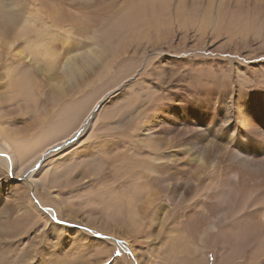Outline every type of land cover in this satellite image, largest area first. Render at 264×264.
I'll return each instance as SVG.
<instances>
[{"label":"rangeland","instance_id":"1","mask_svg":"<svg viewBox=\"0 0 264 264\" xmlns=\"http://www.w3.org/2000/svg\"><path fill=\"white\" fill-rule=\"evenodd\" d=\"M3 8L19 20L0 35V134L23 146L27 166L13 173L0 154V264H264V192L230 202L217 161L245 148L264 109V0H0V17ZM24 23L34 28L22 33ZM46 46L59 56L101 50L52 96L44 61L27 60ZM7 66L11 79L27 75L25 98L11 95ZM136 182L155 198L133 208L132 225ZM243 213L258 216L256 234L235 251L220 232L237 230Z\"/></svg>","mask_w":264,"mask_h":264},{"label":"bare ground","instance_id":"2","mask_svg":"<svg viewBox=\"0 0 264 264\" xmlns=\"http://www.w3.org/2000/svg\"><path fill=\"white\" fill-rule=\"evenodd\" d=\"M19 6H20L19 10H21L23 8V6L22 5H19ZM122 9H123V7L120 9V11ZM4 10H3V12L1 10L2 15L0 17V28H1L0 29V35L4 36L3 38L7 39L8 37L6 35H7L8 31H9V33L12 31L11 26H15L19 19L13 17L9 12H7L6 10L4 11ZM11 12H12V10H11ZM31 28H34L31 23H24L21 26V28H19V30L22 33H24V32H27L28 30H30ZM42 34L43 33L41 31V33L38 35L42 36ZM46 36H47V39H52L51 40L52 42L55 41L53 34L49 33V34H46ZM2 42H3L2 43L3 45H9V47H11L13 45L11 43V40L2 41ZM49 50L50 49H48V46L42 47V48L39 47L38 48V54H35L36 56L27 57V60L30 61V63H32L33 65L36 64L37 59H41L44 61V65L40 68L41 69L40 74L44 73L45 82L49 86L48 90L50 91V94L52 96H54L59 92L65 91V89L70 87L71 85H73V83H75L78 78H82L83 72L85 71V68L87 67V65H89L92 62V60H94V58L97 57L98 52L101 50V48L100 47L98 49L97 48H89V49L84 50L82 52H80L79 50L78 51L76 50L75 52H72V53L68 54L67 56L54 55ZM20 54H22V50H20L18 48L14 50L13 55L15 57H16V55H19L18 59H22V56ZM13 70H14L13 68H9L7 66L5 68V71L3 70L4 74H3L2 78L5 80V84L10 87V90H12L11 95L13 94L14 98H22V97L25 98L27 96L26 91H27V86H28L27 75L21 74L17 78H15L16 77L15 76L13 79H11L12 78L11 73L14 72ZM21 71L22 70L19 69L17 71V74L20 73ZM21 73H23V72H21ZM118 89H120V88H118ZM262 93L264 94V92H262ZM261 112L262 113H261L260 117H258V119L255 121L256 126L252 122L253 125L250 126V130L249 131L245 130L246 133L250 132V135L248 137H246V139L244 138L245 141H243V143L245 144V148L235 149L234 146L231 148L227 147L228 149H224V153L217 160L218 162L225 164V168H223L222 173L220 174L221 176L218 177V180H219L220 184L223 185V187H225L227 189V191L229 193L227 199L230 200V202H235L236 200L241 201L242 197L244 195L248 194V192H250L251 194H254L255 192H259V191L264 192V109ZM248 124L249 123L247 122L246 125H248ZM75 136H76V132L74 131L73 133L68 134L66 136L67 139H65V140L63 139L64 141H62V143L67 142L70 138L75 137ZM201 138H202V134H200L199 137H194V139H195L194 144L192 143V139H190L187 143L191 144V146L195 145ZM57 142L58 141H53L52 143H49V145L46 147L36 149V152H35L36 155L34 158L45 156L50 151L49 149L52 150L54 148V145H56ZM16 143H18V142L12 143V140L9 136H7L5 134H0V154L3 152H8L10 154V163H12V165H13V167H11L12 171L14 170L16 172H19L20 168L21 169L25 168L27 165H23V162H22V161H25L26 159L21 160V157H20V151L23 149V146L22 145L18 146V145H16ZM214 144H217V143L214 142ZM196 151H198V150H196ZM211 151L212 150H210V149L200 150L199 155H201L202 158H204V160H206V158L210 155ZM198 157L199 156H197V158ZM11 159H12V162H11ZM187 162H189V160ZM0 164H3V161L0 160ZM212 164H213V162L209 163V165L207 166L208 169L204 167L205 165H202V167H201V165L197 166V168L201 167L202 168L201 171H202V173H204L206 170L214 169ZM154 167H156V165ZM150 170L153 171L152 168ZM35 174L31 177L29 176V178L32 179L35 176ZM15 178H16V176H15ZM35 183L36 182H32L31 186H34ZM14 185H16V184H14ZM132 185H131V188L133 187L132 188V190H133V193H132L133 194V197H132L133 202L130 203L131 208L128 210V212L130 211L131 213L129 212L130 215L129 214L128 215L131 217V224L135 225L136 224L135 221L137 219L138 214H136V211L132 212L133 208H135V206H137V205H143L144 203H147L148 205L146 207H148L151 205V203L154 202L153 199L155 197H153V194L149 192L150 189L147 186L148 184H141V183L136 182L133 186ZM235 186H237V187H235ZM17 188H18V185L14 186L12 190H14L15 193L14 192L13 193L18 196V189L19 188L18 189ZM218 190H216V191H218ZM222 191H223V188H222ZM215 192H214V194L217 195L218 193L217 192L215 193ZM218 192H220V191H218ZM210 197H211V195H210ZM217 199H218V197H217ZM29 203H30L29 206H27V205L22 206L20 208V211L22 210L23 213L29 214L30 210H31V206H33L32 202H31V198H29ZM214 204H217V203H214ZM1 209H2V213L6 214L5 218L10 219L9 213H8L9 209L5 203H3V205H1ZM247 210H248V208H247ZM35 211L39 214H42L41 212H39L36 209H35ZM256 211H258V210L255 209V212ZM258 212H259V214L258 213L256 214L259 216V217L257 216L258 219L261 218V220L264 223L263 209H262V212H263L262 214L260 213V211H258ZM23 213H22V215H23ZM256 215L254 214V217ZM255 219L251 218V215H249V214L245 215L243 213V217H242L243 222H241L238 225L237 230L228 231L227 229H225L223 231L224 233H221L220 231H217V232H220V234L222 235L225 242H228L229 244H231L232 248L236 247L235 251H237V249L239 247L246 246V244H248V242L251 241V238H254V236L256 234L254 226H256L257 224H254V223L252 224V221L254 222ZM42 223H43V225H45L44 224L45 222H42ZM263 226H264V224H263ZM215 228H217V225H215ZM260 228H263V227H260ZM53 229H54V227H53ZM79 235H80V232H79ZM85 237H86V235H85ZM252 240H254V239H252ZM95 241H96V239H95ZM97 242H98L97 244H101L102 247H104V245L107 244L106 241L104 242V241L98 240ZM237 246H239V247H237ZM239 249H241V248H239ZM256 251H259L258 253L261 254L258 257L264 256V249H262V250L258 249ZM232 252H234L233 249H232ZM254 255H255V252H254ZM255 260H258V258ZM0 261H1V259H0ZM64 264H65V262H64ZM246 264H247V262H246Z\"/></svg>","mask_w":264,"mask_h":264},{"label":"snow or ice","instance_id":"3","mask_svg":"<svg viewBox=\"0 0 264 264\" xmlns=\"http://www.w3.org/2000/svg\"><path fill=\"white\" fill-rule=\"evenodd\" d=\"M86 134H87V133H86ZM86 134H85V135H86ZM81 139H83V138H81ZM13 173H14V170H13ZM49 211H50V210H49ZM52 219H53V220H57V218H56L55 216H53ZM57 222H58V223H66L65 221H57ZM230 226H231V225H230ZM121 243H122V242H121ZM120 254H121V253H120L119 251H116V252L114 253L115 256H120Z\"/></svg>","mask_w":264,"mask_h":264},{"label":"water","instance_id":"4","mask_svg":"<svg viewBox=\"0 0 264 264\" xmlns=\"http://www.w3.org/2000/svg\"><path fill=\"white\" fill-rule=\"evenodd\" d=\"M94 112H95V109H92V111H91V113H90L88 119L91 118V114L94 113ZM88 119L86 120V123H87ZM71 140H72V139H70V141H71Z\"/></svg>","mask_w":264,"mask_h":264}]
</instances>
